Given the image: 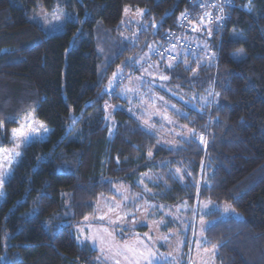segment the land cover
I'll list each match as a JSON object with an SVG mask.
<instances>
[{"label": "trees", "instance_id": "obj_1", "mask_svg": "<svg viewBox=\"0 0 264 264\" xmlns=\"http://www.w3.org/2000/svg\"><path fill=\"white\" fill-rule=\"evenodd\" d=\"M53 1L0 0V147L30 108L50 127L25 145L4 183L0 264H98L75 226L116 182L140 191L142 174L152 177L150 200L211 199L240 213L207 215L204 244L217 264H264V0H77L64 31L49 35L28 15ZM206 4L222 17L203 35L214 58L161 62L172 84L195 95L192 104L174 100L193 136L162 144L123 107L110 124L107 103L124 101L106 91L113 73L134 68L151 41L179 35V19L198 20ZM125 6L144 10L133 41L121 34Z\"/></svg>", "mask_w": 264, "mask_h": 264}, {"label": "rangeland", "instance_id": "obj_2", "mask_svg": "<svg viewBox=\"0 0 264 264\" xmlns=\"http://www.w3.org/2000/svg\"><path fill=\"white\" fill-rule=\"evenodd\" d=\"M76 1L54 0L49 7L38 2L28 17L40 25L47 34L60 33L64 31L66 21L71 18L70 7H76ZM143 12L144 10L140 8L133 10L129 6L124 7L119 24L125 40L135 39L136 33L143 26ZM73 13L76 17L77 8ZM217 16L218 10L216 12L206 4L198 20L192 21L189 18L190 26L193 27L189 33L178 28L182 31L178 35L179 38L188 42L186 48L184 47L186 45L180 43L164 50L160 44L151 41L136 57L134 68L138 69L137 72H132L133 67L118 68L111 76L106 91L109 93L114 91L124 98V101L107 103L105 107L107 121L112 124L113 110L123 107L139 118L147 129L154 131L162 144L175 146L179 138L193 136V130L178 120L176 115L180 109L174 100L176 98L186 104H192L195 95L177 84H172L161 62L165 60L164 64L171 66L177 60L185 61L186 55L192 53L200 55L201 61L214 58L215 53L207 46H203V35L211 30L214 22H221V19H216ZM198 51L199 53H196ZM209 91V98L211 100L216 98V93L211 89ZM29 112L34 114L35 124L42 122L50 131V127L36 116L33 108H30L19 116L17 125L9 130L10 143L0 147V150L13 148L15 142L11 140V130L19 127L21 118ZM48 132L38 133L34 139L46 138ZM201 137H203L201 134L196 136L200 142ZM25 145H22L21 151ZM19 158L10 166L4 183ZM150 178L151 175L142 174L136 180L140 191L119 181L113 187L114 195H99L94 212L75 226L77 240L88 243L98 250L96 257L98 264H116V261H119V264H147V261L140 259V254L147 255L148 252L154 253L152 264H217L215 248L206 247L204 244V231L210 223L207 215L213 209H220L223 216L240 217V213L232 207L228 212H224V206L229 204L211 199H201L194 204L186 200L175 204L150 200L144 195L145 192L151 191L148 183ZM4 183L0 187V203L4 199ZM100 238L105 242L101 243Z\"/></svg>", "mask_w": 264, "mask_h": 264}, {"label": "snow or ice", "instance_id": "obj_3", "mask_svg": "<svg viewBox=\"0 0 264 264\" xmlns=\"http://www.w3.org/2000/svg\"><path fill=\"white\" fill-rule=\"evenodd\" d=\"M125 11L127 12L128 9L126 8ZM221 11H223L222 8ZM181 15L183 16L184 14L182 13ZM55 19H59V17H55ZM216 19L220 20L222 19V17L217 16ZM161 78L167 79V77ZM3 125L4 121L0 120V130H3ZM48 131L49 129L42 122L38 125L34 123V114L31 112L25 114V116L21 118L19 122V127L13 128L11 130V140L15 142L13 148L0 150V187L3 186L4 177L7 174L10 166L17 160V158L22 156V145H25L30 140H33L38 133H46ZM201 140L203 141V137H201ZM149 155H151V153H149ZM204 207H207V205H204ZM230 209L231 205H225L223 211L228 212ZM201 223L203 224L204 221L202 220ZM100 241L101 243L105 242L103 238H100ZM101 251L103 252V249H101ZM153 256L154 253L151 252H148L147 255L141 253L140 259L147 261V264H152ZM116 264H119V261H116Z\"/></svg>", "mask_w": 264, "mask_h": 264}, {"label": "built area", "instance_id": "obj_4", "mask_svg": "<svg viewBox=\"0 0 264 264\" xmlns=\"http://www.w3.org/2000/svg\"><path fill=\"white\" fill-rule=\"evenodd\" d=\"M178 28H181L183 30H187V31H191L193 29L192 26H190L189 23V15L185 14L182 18L179 19L178 23H177ZM183 44L186 45L184 47L188 46V42L183 41L179 38L177 30H171L167 36H166V41L164 44H162V49L164 50H168L170 48L175 47L178 44ZM161 49V51H162Z\"/></svg>", "mask_w": 264, "mask_h": 264}]
</instances>
